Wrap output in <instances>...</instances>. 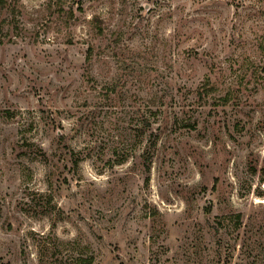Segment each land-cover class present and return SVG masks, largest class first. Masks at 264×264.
<instances>
[{
  "label": "rangeland",
  "instance_id": "rangeland-1",
  "mask_svg": "<svg viewBox=\"0 0 264 264\" xmlns=\"http://www.w3.org/2000/svg\"><path fill=\"white\" fill-rule=\"evenodd\" d=\"M85 263L264 264V0H1L0 264Z\"/></svg>",
  "mask_w": 264,
  "mask_h": 264
},
{
  "label": "trees",
  "instance_id": "trees-1",
  "mask_svg": "<svg viewBox=\"0 0 264 264\" xmlns=\"http://www.w3.org/2000/svg\"><path fill=\"white\" fill-rule=\"evenodd\" d=\"M0 3H1V0H0ZM152 146L154 147L155 146V139L152 140ZM145 168H146V171L149 170V163H150V154H147V156H145ZM85 264H89V263H85Z\"/></svg>",
  "mask_w": 264,
  "mask_h": 264
}]
</instances>
